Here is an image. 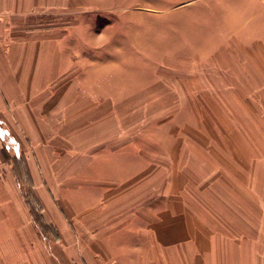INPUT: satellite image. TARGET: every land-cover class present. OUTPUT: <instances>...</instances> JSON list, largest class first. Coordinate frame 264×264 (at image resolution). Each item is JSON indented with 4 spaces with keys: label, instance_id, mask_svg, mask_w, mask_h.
Segmentation results:
<instances>
[{
    "label": "rangeland",
    "instance_id": "obj_1",
    "mask_svg": "<svg viewBox=\"0 0 264 264\" xmlns=\"http://www.w3.org/2000/svg\"><path fill=\"white\" fill-rule=\"evenodd\" d=\"M261 1L104 0L105 8L87 11L91 34L104 37L106 49L119 46L122 60L134 62L138 87H144L131 106H123L120 123L123 144L137 146L132 167L139 176L116 186L84 187L74 176L81 170L69 169L68 139H51L58 168L50 171V181L56 186H18L26 197L20 225L25 264H139L147 220L172 192H183L206 220L218 214L235 233L245 227V216L226 217L221 198L234 188L241 199V179L250 181L249 191L244 187L250 197L264 194ZM81 12L86 10L75 9L72 20ZM10 141L18 146V139ZM233 180L238 186H231ZM243 205L252 233L259 205Z\"/></svg>",
    "mask_w": 264,
    "mask_h": 264
},
{
    "label": "crops",
    "instance_id": "obj_2",
    "mask_svg": "<svg viewBox=\"0 0 264 264\" xmlns=\"http://www.w3.org/2000/svg\"><path fill=\"white\" fill-rule=\"evenodd\" d=\"M104 4V0H0V264L27 261L20 230L26 197L18 186H56L50 181V171L58 168L51 139H68L69 169L81 170L74 176L85 181L84 187L116 186L139 176L132 167L137 146L131 141L123 144L120 123L123 106H131V98L144 87H138L132 73L136 53L127 54L131 62L122 60L119 46L106 49L107 40L90 32L93 21L87 11L105 8ZM75 9L86 10L76 21ZM260 38L264 40V35ZM246 95L249 101V91ZM218 103L228 104L222 99ZM10 139H18V146ZM233 182L231 186H238ZM249 186V180L241 179V199L234 188L221 195L226 217L236 212L246 218L245 227L236 233L217 213L212 215L215 221L210 217L207 221L183 192L163 195L155 215L147 220L139 264H264V194L250 197ZM240 200L241 207L232 204ZM251 201L259 205L252 233L250 213L243 205Z\"/></svg>",
    "mask_w": 264,
    "mask_h": 264
}]
</instances>
